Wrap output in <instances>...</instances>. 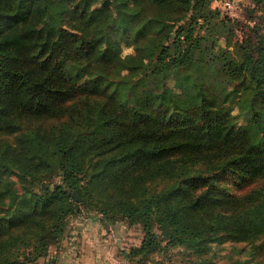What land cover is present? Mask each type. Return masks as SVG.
Instances as JSON below:
<instances>
[{
	"label": "trees",
	"instance_id": "trees-1",
	"mask_svg": "<svg viewBox=\"0 0 264 264\" xmlns=\"http://www.w3.org/2000/svg\"><path fill=\"white\" fill-rule=\"evenodd\" d=\"M224 1L0 0V264L64 238L92 200L81 176L101 214L143 222L127 260L158 248L155 224L197 250L264 231V184H218L264 176V20ZM43 117L59 121L30 124Z\"/></svg>",
	"mask_w": 264,
	"mask_h": 264
},
{
	"label": "rangeland",
	"instance_id": "rangeland-1",
	"mask_svg": "<svg viewBox=\"0 0 264 264\" xmlns=\"http://www.w3.org/2000/svg\"><path fill=\"white\" fill-rule=\"evenodd\" d=\"M235 5L228 8L224 3H220L222 9L228 12L231 16L237 17L250 23H258L264 20V14L260 10L252 11L254 4L250 0H234ZM216 3V2H215ZM114 14L120 13V7L113 8ZM250 27V26H249ZM244 29H238L237 35L241 37ZM249 31V29H248ZM124 52H129L133 48L127 45H122ZM59 121V118L43 117L38 120H32V125L39 124L42 126H49ZM13 137V135H9ZM12 178L19 182L21 180L17 175ZM59 177H54V182L58 181ZM218 184L227 188L234 195H241L248 192L251 188H256L264 184V176L251 177L242 176L235 171L228 170L220 175ZM35 189V186H33ZM79 187L82 191L91 190L92 200L90 203L81 204L78 212L72 213L69 216V225L65 231L64 238L58 243L51 244L48 254L38 257L36 260L31 259L30 256H19L18 246L12 248L10 255L17 264H58L60 262V253L66 246V238L73 236L77 232L85 230L100 232L103 234L111 233L112 241L114 243L113 249L120 250L122 258L119 260L117 255L109 259H114V264H235L237 261L240 264H264V231L257 237L251 240H234L227 239L221 242H213L208 246H204L202 250L189 248L185 244L169 243L167 236L163 229L155 224V230L159 232L161 244L158 248L147 255H131V259L127 260L124 251H131L133 247L140 245L145 233L143 222L139 219L129 220L120 213L117 215L112 211L102 213L95 205V201L100 196V189L98 186L87 184V178L81 176ZM109 193L116 194V190H109ZM17 234H22L24 237L35 236V227L27 226L18 228L15 231ZM117 237L122 238L120 242ZM123 247V248H122ZM118 250V251H119ZM117 251V252H118ZM203 252V253H202ZM108 259V258H107Z\"/></svg>",
	"mask_w": 264,
	"mask_h": 264
},
{
	"label": "crops",
	"instance_id": "crops-1",
	"mask_svg": "<svg viewBox=\"0 0 264 264\" xmlns=\"http://www.w3.org/2000/svg\"><path fill=\"white\" fill-rule=\"evenodd\" d=\"M111 235L85 230L69 236L66 238L65 248L61 250L58 264H114V259H109V256L114 251L113 256L117 255L119 260L122 256L118 248L113 249ZM121 240L122 238L117 237L118 242Z\"/></svg>",
	"mask_w": 264,
	"mask_h": 264
},
{
	"label": "built area",
	"instance_id": "built-area-1",
	"mask_svg": "<svg viewBox=\"0 0 264 264\" xmlns=\"http://www.w3.org/2000/svg\"><path fill=\"white\" fill-rule=\"evenodd\" d=\"M224 4L228 7L231 8L235 5V1L234 0H225ZM228 13V12H227ZM229 14V13H228Z\"/></svg>",
	"mask_w": 264,
	"mask_h": 264
},
{
	"label": "water",
	"instance_id": "water-1",
	"mask_svg": "<svg viewBox=\"0 0 264 264\" xmlns=\"http://www.w3.org/2000/svg\"><path fill=\"white\" fill-rule=\"evenodd\" d=\"M73 193H74V195L76 196V198H77L78 200H80V197L78 196L76 190H74Z\"/></svg>",
	"mask_w": 264,
	"mask_h": 264
}]
</instances>
